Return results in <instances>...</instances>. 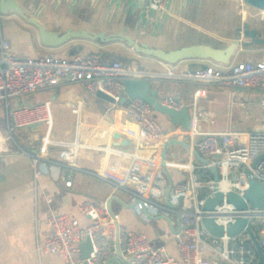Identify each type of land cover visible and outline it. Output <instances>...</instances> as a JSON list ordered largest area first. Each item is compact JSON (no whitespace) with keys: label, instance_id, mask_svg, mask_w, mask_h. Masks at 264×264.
Returning <instances> with one entry per match:
<instances>
[{"label":"crops","instance_id":"obj_1","mask_svg":"<svg viewBox=\"0 0 264 264\" xmlns=\"http://www.w3.org/2000/svg\"><path fill=\"white\" fill-rule=\"evenodd\" d=\"M17 1L26 17L10 12L7 15L1 14L0 18V32L10 41L12 49L22 56L57 54L70 58L71 49L78 45L79 41H72L57 48L47 47L41 42L39 30L33 22L37 21L48 30L59 33L67 29L121 33L158 47L142 38L145 31H150L152 35L159 33L165 21L171 19L176 20L177 26L184 21L191 23L186 10L196 5L199 8V4L208 0H167L162 11L153 13V19L144 14L141 5L134 0H104L106 17L111 16L113 21L118 11L123 25L121 27H105L100 23L83 25L77 20L65 21L57 17L60 10L65 8L64 4H67L69 15L78 0ZM99 1L91 0V5L94 6ZM136 8L138 16L126 26V20L136 12ZM232 39L234 38H221V44L194 40L190 42L192 44L182 43L180 47L193 44L226 47ZM83 43L85 47L77 54L99 52L104 61L119 60V55H125L128 61L131 60L129 64L134 66L142 64L150 71L161 74L166 71L161 61L146 57L140 60L123 44L102 46L90 42ZM244 52L247 56L241 59L242 61L264 59V47L246 46L239 54ZM239 54L237 60H240ZM208 62L182 61L178 69L202 66ZM150 80L153 89H159L160 99L173 95L185 106L190 107L191 114L196 103L198 108L214 121L213 124L203 122L204 130H264L263 94L260 92L217 84L177 81L163 76ZM20 99L21 103L26 104L46 102L51 119L49 123L32 126L29 127L30 130L20 132L22 143L18 144L16 151L0 156V264H64L61 257L38 250L50 235L45 221L46 203L38 194L41 191L52 197L54 207L75 215L82 223L88 222L78 210L83 200H111L113 213L121 224L129 230L146 235L155 247H163L171 255L177 254L175 236L181 230L178 218L172 215L170 219L163 216H151L149 220L146 219L141 212L135 210L131 204V193L125 188L134 189L142 183L141 179L145 178L149 171V177L152 175L154 168L149 169L145 164L136 162L129 181L125 187L122 186L133 164L129 154L135 151L136 146L135 139L128 134V130L137 129V124L124 111L125 105L108 103L86 92L81 85L73 83L62 84ZM17 103L18 100L14 104ZM76 108L78 112L74 111ZM171 139H178L185 144L173 143L168 147L166 169L163 168V171L169 186L187 181L192 175H197L200 179L213 177L211 169L199 168L202 162L195 155L194 143L187 135L164 137L158 148L145 152L157 158L162 166L164 145ZM72 143L83 145L77 154L78 167L58 166L54 164L56 162L48 161L41 163V189L36 191L35 168L31 154L37 153L42 145H47L46 156L56 161L64 146ZM67 180L72 182L71 186H66Z\"/></svg>","mask_w":264,"mask_h":264},{"label":"built area","instance_id":"obj_2","mask_svg":"<svg viewBox=\"0 0 264 264\" xmlns=\"http://www.w3.org/2000/svg\"><path fill=\"white\" fill-rule=\"evenodd\" d=\"M134 1L141 5L144 14L150 19H153V13L162 11L167 3V0ZM239 3L244 6L246 1L239 0ZM163 65L166 71L161 74L119 60L104 61L99 52H86L70 58L57 54L22 56L12 49L10 41L0 32V107L5 120L2 122L0 117V156L16 151L9 145L11 140L16 141L13 134L16 129L46 124L51 119L46 102L11 104L10 99L23 98L66 83L79 84L93 95L102 91L119 104L125 95L124 79H156L163 76L177 81L260 92L264 104V59L242 61L235 58L228 64L209 61L206 66L179 69V63ZM161 102L177 111L185 106L173 95L164 97ZM74 111L78 112V109ZM124 111L137 124V129L128 130L136 146L135 151L129 154L133 164L122 186L125 187L129 181L136 162L145 164L149 169L154 168L152 175L149 177V171L134 189L125 188L131 193V204L135 210L146 219L149 220L151 216L169 218L172 215L178 218L181 230L175 236L177 254L171 255L165 248L155 247L146 235L121 224L112 213L109 200H83L78 210L88 222L82 223L75 215L54 207L52 197L44 191L38 194L46 203L45 221L50 235L38 250L61 257L64 264H118L114 261L117 258L129 264H255L258 257L252 252L249 234L243 232L231 238L226 231L236 220L247 218L264 252V208L249 204L247 209H239L226 198L213 210H204L202 206L206 197L214 193L216 188L224 193L233 190L244 196L249 189L248 168L254 180L264 183V130H204L203 122L213 124L214 121L196 103L189 128L176 126L169 132L154 116L152 107L142 99L131 101ZM177 135L189 136L196 151L217 167L220 176L218 182L213 177L200 179L192 175L187 181L169 186L159 160L145 151L158 148L164 137ZM81 147L83 145L79 143L66 144L56 161L46 156L47 145H42L37 153L31 154L36 191L41 186L39 180L43 175L41 163L56 162L54 164L58 166L77 168V154ZM257 158L255 167H252ZM199 168L210 169L209 165L203 163ZM65 184L71 186L72 182L67 180ZM205 218L214 219L223 227L225 234L222 237L209 234L202 225ZM87 240H90L92 251L89 257L83 258L80 246Z\"/></svg>","mask_w":264,"mask_h":264},{"label":"water","instance_id":"obj_3","mask_svg":"<svg viewBox=\"0 0 264 264\" xmlns=\"http://www.w3.org/2000/svg\"><path fill=\"white\" fill-rule=\"evenodd\" d=\"M245 1L253 7L264 10V0ZM10 12H14L26 17L17 0H0V13L7 15ZM33 23L39 30L41 42L47 47L57 48L72 41H79L80 43L71 49V57L77 55V53L85 47V43L83 42H90L102 46L123 44L131 49L133 53L139 57L152 58L172 65L189 60L215 61L228 64L237 57L243 47H246L248 44H250V41L243 40L242 37L250 38L253 40L252 42L264 45V38H260L259 30L256 28H250L249 22H244L243 26L239 27V30L242 29L243 36L233 39L226 47H213L207 44H193L172 50H165L160 47L151 46L148 43L137 41L135 38L121 33L107 34L105 31L92 32L86 29H67L64 32L59 33L57 31L48 30L45 25L37 21ZM126 64H128V60ZM202 66L206 65L204 64ZM123 84L125 86V95L121 98L119 104L128 106L131 101L135 99H142L152 107L155 117L156 113H162L169 118L172 125L182 126L185 129L189 128L191 118L190 107L184 106L181 110L177 111L173 108L163 105L159 97V89H153L152 82L149 78H126L123 80ZM95 95L97 98L108 103L114 105L116 104L115 100L111 96L102 91L97 92ZM173 143L185 144L178 139H171L164 145L162 153V167L164 169H166L165 158L168 147ZM194 153L203 164L209 165L215 182H218L220 176L217 167L211 165V162L202 157L196 150ZM216 157L219 156L217 155ZM258 159L259 158H257L252 163V167H255ZM247 175L249 189L244 196L233 190L224 193L216 188L214 193L206 197L202 208L204 210H213L224 200V198H226L227 201L231 202L239 209H247L249 204L256 208H264V183L254 180L251 176V169L249 168L247 169ZM168 196L169 193L167 194V197ZM109 206L113 213L111 208V200H109ZM165 218L170 219L168 217ZM202 225L209 234L215 237H222L225 234L223 227H221L214 219L205 218L202 221ZM226 232L231 238L237 237L243 232H247L253 244L252 252H255L258 257V260L255 264H262L264 260V252L259 238L253 228L250 226L249 220L247 218L236 220ZM80 247L83 258L89 257L90 252L92 251L90 240L82 243ZM114 261H117L118 264H129L127 261H123L118 258ZM84 264L87 263L85 262ZM107 264H110V262Z\"/></svg>","mask_w":264,"mask_h":264},{"label":"rangeland","instance_id":"obj_4","mask_svg":"<svg viewBox=\"0 0 264 264\" xmlns=\"http://www.w3.org/2000/svg\"><path fill=\"white\" fill-rule=\"evenodd\" d=\"M105 1L100 0L93 6L91 5V0H78L69 15H67V4H64L65 8L60 10L61 12L57 17L65 21L77 20L82 22L81 24L83 25H95L100 23L105 27L123 26L120 21L121 15L120 13L118 14V11L116 14L117 16L113 21L111 16L108 18L106 17L107 11ZM185 13H188L187 17L191 20V23H186L184 21L177 26L175 19H171V21L167 20L163 24L161 32L152 35V33L147 30L142 38L158 47H163L166 50L177 49L185 43L192 44L190 42L194 40H203L213 44H221V38L237 39L242 37L243 32L242 29L239 30V27H242L244 22H249L250 28L258 29L260 32V38H264V10L253 7L247 2L244 6H241L239 0H208L199 4V8L197 5L188 8ZM137 16L138 8H136V12L126 20V26L130 25L133 19ZM242 38L243 40L250 41V44L247 45L250 48L264 47V45L252 42L253 40L250 38ZM133 55L140 60H143L144 58L136 56L135 54ZM246 56L247 54L245 52L240 53L238 59L241 60ZM118 59L123 63H126L127 61L125 55H119ZM17 100L21 102L20 98H11L10 103L14 104ZM0 117L2 122H5L2 107H0ZM156 118L162 123L166 131L169 132L176 128V126L171 124L169 118L165 114L156 113ZM28 130L30 129H16L13 132L16 141L11 140L9 145H12L14 149H17L18 144L22 143L20 132ZM212 159L217 158L213 157Z\"/></svg>","mask_w":264,"mask_h":264},{"label":"trees","instance_id":"obj_5","mask_svg":"<svg viewBox=\"0 0 264 264\" xmlns=\"http://www.w3.org/2000/svg\"><path fill=\"white\" fill-rule=\"evenodd\" d=\"M102 59H103V56H102ZM131 61V60H130ZM130 61H128V63H130ZM139 65V64H138ZM139 67L140 68H142V69H148V68H145L144 66H142V64H141V66L139 65ZM148 70H150V69H148Z\"/></svg>","mask_w":264,"mask_h":264}]
</instances>
